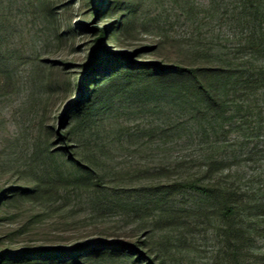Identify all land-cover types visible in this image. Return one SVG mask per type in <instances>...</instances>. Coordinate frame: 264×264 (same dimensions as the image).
<instances>
[{
	"label": "rangeland",
	"instance_id": "obj_1",
	"mask_svg": "<svg viewBox=\"0 0 264 264\" xmlns=\"http://www.w3.org/2000/svg\"><path fill=\"white\" fill-rule=\"evenodd\" d=\"M125 1L136 22L124 38L105 40L114 51L161 43L145 57L176 61L199 46L233 53L245 42L231 11L238 0ZM92 10L89 0H0V247L103 240L135 244L165 264H233L214 202L175 188L217 159L227 165L215 180L251 210L243 264H264V89L237 98L251 105L242 113L205 120L206 134L174 107L128 96L108 101L88 125L74 120L76 86L94 62L91 26H117Z\"/></svg>",
	"mask_w": 264,
	"mask_h": 264
},
{
	"label": "trees",
	"instance_id": "obj_2",
	"mask_svg": "<svg viewBox=\"0 0 264 264\" xmlns=\"http://www.w3.org/2000/svg\"><path fill=\"white\" fill-rule=\"evenodd\" d=\"M92 12L100 8V16H114L115 25L107 30L91 26L95 32L94 62L76 86L79 100L72 105V118L85 125L105 104L120 96L135 97L143 105L165 104L189 115L204 134L205 120L222 121L228 114L242 113L251 105L236 106L237 98L245 99L264 89V64L256 65L264 57V0H238L231 11L245 35V42L233 53L212 47H197L182 54L176 61L147 59L149 49L158 53L161 43L153 48H140L134 52L114 51L105 40L122 39L133 29L136 18L134 6L125 0H89ZM226 9V14L231 12ZM225 14V15H226ZM106 18V17H105ZM247 53L245 61L239 55ZM241 107V108H240ZM70 156V154H65ZM75 163V162H74ZM77 163V162H76ZM224 160L207 159L204 176L187 178L175 185L177 190H189L211 199L215 212L222 221V235L226 253L233 264H243L248 242L253 231L245 223L250 207L238 198L236 192L220 180L218 172L224 170ZM82 170V168H80ZM210 180H206V179ZM22 192L27 190L21 189ZM15 191V189H12ZM258 217V215H254ZM257 234H260L259 232ZM121 256L134 264H165L127 242L95 240L63 249L59 247L1 248L0 264H87L106 257Z\"/></svg>",
	"mask_w": 264,
	"mask_h": 264
}]
</instances>
